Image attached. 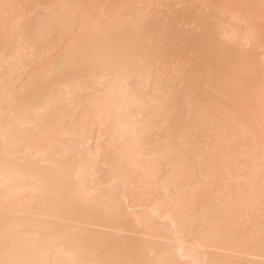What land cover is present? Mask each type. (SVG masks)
<instances>
[{"label": "bare ground", "instance_id": "6f19581e", "mask_svg": "<svg viewBox=\"0 0 264 264\" xmlns=\"http://www.w3.org/2000/svg\"><path fill=\"white\" fill-rule=\"evenodd\" d=\"M262 80L264 0H0V260L264 264Z\"/></svg>", "mask_w": 264, "mask_h": 264}, {"label": "snow or ice", "instance_id": "6c2138e0", "mask_svg": "<svg viewBox=\"0 0 264 264\" xmlns=\"http://www.w3.org/2000/svg\"><path fill=\"white\" fill-rule=\"evenodd\" d=\"M17 7L16 5H10V4H4L3 5V8L5 10V15H7V11L8 9L10 8H15ZM259 101H260V108H261V113L262 115H264V80H262L261 82V90H260V98H259ZM250 104H254L255 102V98L252 97L250 99ZM261 143H260V149H261V152L262 154H264V122H262L261 124ZM213 227H216V226H219V225H212ZM261 240L262 242H264V233H262L261 235ZM8 236H7V233H6V236H5V247L7 248L8 247ZM0 264H24L23 261H15V260H0ZM79 264H123V262L121 261H117V260H112V261H107V260H86V261H80Z\"/></svg>", "mask_w": 264, "mask_h": 264}]
</instances>
